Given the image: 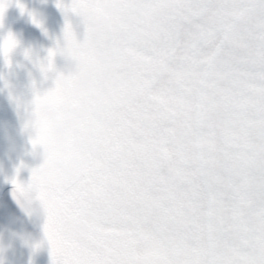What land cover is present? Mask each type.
<instances>
[{
  "label": "snow or ice",
  "instance_id": "6c2138e0",
  "mask_svg": "<svg viewBox=\"0 0 264 264\" xmlns=\"http://www.w3.org/2000/svg\"><path fill=\"white\" fill-rule=\"evenodd\" d=\"M109 2L122 14L129 0H57L65 43L49 50L46 72L57 51L94 55L84 45ZM139 3L143 38L127 52L136 70L84 125L86 163L55 166L75 155L68 143L39 166L55 191L43 225L52 264H264V0ZM15 44L9 34L4 54ZM64 99L56 77L34 103ZM47 129L42 120L33 145L49 144ZM12 183L16 198L22 183Z\"/></svg>",
  "mask_w": 264,
  "mask_h": 264
},
{
  "label": "clouds",
  "instance_id": "9594fccd",
  "mask_svg": "<svg viewBox=\"0 0 264 264\" xmlns=\"http://www.w3.org/2000/svg\"><path fill=\"white\" fill-rule=\"evenodd\" d=\"M141 13L139 0H129L122 14L113 3L104 4L91 21L84 45L94 49V55L75 58L66 55L69 62L55 76L65 88L63 102H41L26 114V125L36 132L42 120L48 124L49 144L41 145L42 150L36 151V155L43 159L42 164L48 160L51 146L63 151L68 143H71L75 155L70 159H57L55 166L66 170L86 163L83 155L89 148V138L83 127L93 112L98 117L105 115L99 99L112 96L122 86L124 78L136 70L127 52L142 41V31L135 25ZM38 169V178L22 184L16 192V199L26 213L46 216L45 204L54 198L55 191L47 182V169ZM40 243L35 242L37 247ZM9 251L14 253L15 249L0 243V262L6 259Z\"/></svg>",
  "mask_w": 264,
  "mask_h": 264
},
{
  "label": "water",
  "instance_id": "95a60500",
  "mask_svg": "<svg viewBox=\"0 0 264 264\" xmlns=\"http://www.w3.org/2000/svg\"><path fill=\"white\" fill-rule=\"evenodd\" d=\"M7 4L0 22V198L4 190L31 179L42 157L36 155L42 146L33 145L37 132L25 123V116L35 108V97L55 86L57 72L68 63L66 55L57 51L54 70L45 71L50 49L64 46L65 13L57 0H4ZM65 4L71 0H63ZM19 4H23L22 12ZM33 14L40 23L33 22ZM78 40H83L85 26L82 17L68 12ZM11 34L15 46L4 54L2 44ZM43 219L45 216L42 214Z\"/></svg>",
  "mask_w": 264,
  "mask_h": 264
},
{
  "label": "rangeland",
  "instance_id": "374dc122",
  "mask_svg": "<svg viewBox=\"0 0 264 264\" xmlns=\"http://www.w3.org/2000/svg\"><path fill=\"white\" fill-rule=\"evenodd\" d=\"M30 181H26L28 184ZM14 188L0 202V243L15 249L0 264H52L51 246L45 236L41 216L30 215L13 196ZM41 242L37 247L35 242Z\"/></svg>",
  "mask_w": 264,
  "mask_h": 264
}]
</instances>
